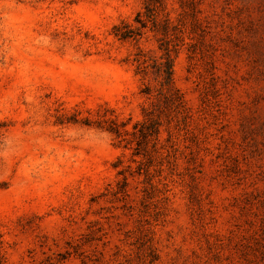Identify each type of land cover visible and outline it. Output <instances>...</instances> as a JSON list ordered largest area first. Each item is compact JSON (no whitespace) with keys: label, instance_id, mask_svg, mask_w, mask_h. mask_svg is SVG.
Returning a JSON list of instances; mask_svg holds the SVG:
<instances>
[{"label":"rangeland","instance_id":"374dc122","mask_svg":"<svg viewBox=\"0 0 264 264\" xmlns=\"http://www.w3.org/2000/svg\"><path fill=\"white\" fill-rule=\"evenodd\" d=\"M0 264H264V0H0Z\"/></svg>","mask_w":264,"mask_h":264},{"label":"trees","instance_id":"16d2710c","mask_svg":"<svg viewBox=\"0 0 264 264\" xmlns=\"http://www.w3.org/2000/svg\"><path fill=\"white\" fill-rule=\"evenodd\" d=\"M150 1V0H147ZM147 7V13L145 14V17L155 21V7L150 6L149 4L146 6ZM137 21L142 23L140 15L137 16ZM143 26V25H142ZM113 32L114 35L118 36L119 38H126V37H131L137 34L135 29L131 27L130 25H115L113 27ZM162 49L163 53L160 55L159 59H151L152 62L151 64H145L141 66V71H145L148 65H150L153 68V72L155 74V79H158V94H164L165 96H168L171 100L174 102L180 103V95L177 91V89L174 86L173 82V58L171 55V47L168 42H164L162 44ZM137 61L140 60V58L136 59ZM140 63H145V59L142 60ZM150 89L148 86L145 87L144 93H149ZM100 126V124H97ZM152 127V132L157 134L158 132V122L154 121L151 124ZM145 125L142 123L139 131L141 134H146L147 132L144 131ZM107 130L114 132L117 134V136L121 135L119 125L114 122L113 120H110L109 123L107 124L106 127ZM148 129V128H146Z\"/></svg>","mask_w":264,"mask_h":264}]
</instances>
